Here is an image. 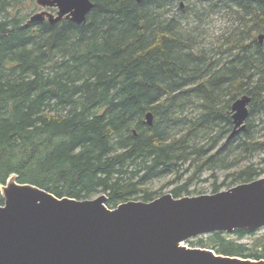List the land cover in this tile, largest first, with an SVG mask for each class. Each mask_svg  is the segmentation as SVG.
<instances>
[{
  "label": "trees",
  "instance_id": "16d2710c",
  "mask_svg": "<svg viewBox=\"0 0 264 264\" xmlns=\"http://www.w3.org/2000/svg\"><path fill=\"white\" fill-rule=\"evenodd\" d=\"M24 1L33 0H0V184L15 174L58 197L105 194L115 208L160 196L148 182L178 180L185 164L193 172L174 197L191 195L206 170L210 193L264 173L247 161L264 150L252 120L264 115V0H91L80 24L10 14ZM210 13L236 25L207 40L188 17ZM242 95L251 97L246 127L228 138ZM217 170L227 171L221 181ZM258 231L211 232L191 244L264 259Z\"/></svg>",
  "mask_w": 264,
  "mask_h": 264
},
{
  "label": "water",
  "instance_id": "95a60500",
  "mask_svg": "<svg viewBox=\"0 0 264 264\" xmlns=\"http://www.w3.org/2000/svg\"><path fill=\"white\" fill-rule=\"evenodd\" d=\"M35 2L44 9L29 21L46 19L50 24L63 18L83 23L93 7L91 0ZM263 38L258 35L260 43ZM250 101L249 95L233 101L228 138L245 129ZM145 121L152 124L151 111L145 113ZM0 194V264H264V259L185 245L211 232L264 227V177L215 193L174 197L167 192L115 208L107 207L105 194L58 197L18 182L15 174L0 184Z\"/></svg>",
  "mask_w": 264,
  "mask_h": 264
},
{
  "label": "rangeland",
  "instance_id": "374dc122",
  "mask_svg": "<svg viewBox=\"0 0 264 264\" xmlns=\"http://www.w3.org/2000/svg\"><path fill=\"white\" fill-rule=\"evenodd\" d=\"M181 7H185V3ZM44 8H41L33 1H24L23 5H21L17 10H9L10 14L14 15L15 13L21 17L27 16L26 20L31 16L32 14L39 12L43 10ZM171 13L176 12L177 14H180V12L177 10V6L170 8ZM49 10V9H48ZM51 12H56V8L50 9ZM169 12V14H171ZM183 13V12H182ZM181 16V14H180ZM202 19H199V17H195L194 15H190L188 17V21L190 23V26L197 24L201 26V29L203 30V36L206 37L207 40L214 39L215 37L219 36L220 34L227 32L228 29H231L234 25H236V18L233 19L232 17L220 15V14H208V15H202ZM183 22V21H182ZM252 120L255 121V135L263 139L264 138V115L262 116H253ZM248 162H253L254 164L263 167L264 168V150L257 151L251 156V160H247ZM247 161H243L241 164L246 163ZM193 172V168L190 166H187V164L180 167V170L177 174L178 180L175 178L176 175L174 173L172 174H166L165 176H157L155 178H152L148 182V187L153 190H160V193L158 195H162L164 193L169 192L176 184L183 183L185 179H187ZM211 171L206 170L201 173L198 177H195L192 179V183L190 185V190L192 191L191 195H198V194H204V193H210L212 190V183H213V177L210 176ZM227 171L225 170H217L216 175L218 176V181H221ZM264 177V173L260 175V178ZM171 179L175 182H170ZM101 193H98L94 195L92 198L100 195ZM259 231L257 234L264 232V227L258 228ZM202 236V235H201ZM204 236V235H203ZM233 238V237H232ZM196 237L190 238L188 242H185V245L192 247V242L196 241ZM240 242L247 243L251 242V238L246 237L244 239H241ZM194 247V246H193Z\"/></svg>",
  "mask_w": 264,
  "mask_h": 264
},
{
  "label": "flooded vegetation",
  "instance_id": "af4514ba",
  "mask_svg": "<svg viewBox=\"0 0 264 264\" xmlns=\"http://www.w3.org/2000/svg\"><path fill=\"white\" fill-rule=\"evenodd\" d=\"M49 9H54V8H49Z\"/></svg>",
  "mask_w": 264,
  "mask_h": 264
}]
</instances>
